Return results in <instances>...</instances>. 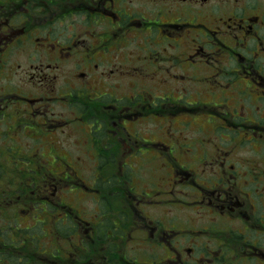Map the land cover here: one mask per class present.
I'll return each mask as SVG.
<instances>
[{
    "label": "flooded vegetation",
    "instance_id": "flooded-vegetation-1",
    "mask_svg": "<svg viewBox=\"0 0 264 264\" xmlns=\"http://www.w3.org/2000/svg\"><path fill=\"white\" fill-rule=\"evenodd\" d=\"M182 35L186 50L192 48L181 58L186 63L182 69L211 62L200 76L193 74L199 83L213 76L210 101L200 94L191 100L188 90L156 94L144 89L142 79L134 95L112 104L97 101L110 94L108 86L99 85V79H106L99 70L104 60L139 54L138 49L153 55L167 45L179 46ZM27 46L33 49L27 52ZM23 50L29 61L77 64L73 76L81 85L67 79L65 89L55 84L58 94L47 96L64 101L72 117L67 111L49 116V104H39L38 97L10 83L0 86V122L15 130L11 148L17 157L22 152L38 164L31 169L33 196L26 194L27 187L8 190L0 183L1 213L12 205L35 210L43 204L52 228L38 240L1 232L0 264H28L29 241L36 263L264 264V0H0L2 75ZM157 58L138 59L156 65ZM145 72L150 81L156 79V70ZM205 114L215 121L212 136L208 129L209 135L188 140L167 130L164 135L160 128L184 122L190 128L195 115ZM50 121L55 122L52 128ZM72 123L85 132L76 143L82 151L75 156L71 150H54L56 166L47 167L48 157L41 147L31 148L32 141L21 145L26 136L39 140ZM202 127L197 129L204 133ZM98 137L112 144L113 161L101 160L110 146H99ZM177 148L187 154L179 156ZM117 150H122L118 158ZM141 152L152 157L144 156L150 159L145 161ZM88 158L93 173L86 176V166L75 163ZM3 168L0 163L2 178ZM143 171L151 175L149 182L140 178ZM64 188H81L87 199L93 195L103 203L98 208L102 215L98 209L87 213L85 205L80 215L65 201ZM13 191L17 196L11 199ZM58 210L67 221L75 220L71 231L57 227ZM137 243L138 249L129 248Z\"/></svg>",
    "mask_w": 264,
    "mask_h": 264
},
{
    "label": "rangeland",
    "instance_id": "rangeland-1",
    "mask_svg": "<svg viewBox=\"0 0 264 264\" xmlns=\"http://www.w3.org/2000/svg\"><path fill=\"white\" fill-rule=\"evenodd\" d=\"M174 37L175 35L173 36V38ZM184 38L185 36L182 35L181 44L179 46H174L172 48L167 45L165 46V48H163L162 51L153 52L154 53L153 55L150 53L144 54L142 53L143 50L141 51L140 49H138L139 54L135 53L133 55H129V57L128 56L108 57L107 60H104L99 65L100 66L99 70H104L106 74V79L104 80L99 79V82H100L99 85L102 87V89L103 87L108 86L110 94L107 93L106 95H101L97 99V101L112 104V102L116 101V98L125 99L124 95H134L136 93L138 86H140L139 79H142L143 81L146 82L144 83L145 90L148 89L151 92L156 93V94L164 95L165 93H169V91H173V89H175V91L179 93L182 90H188L186 94H188V92H191V94L193 95L191 97V100L197 99L198 95L200 94L204 97L206 101H210L208 97L211 94V91L213 90L212 86L216 83L213 76L210 77L211 80L213 81L204 80L199 83L193 74L200 76L198 75V73L200 74L203 68L207 67V64L211 62L199 64L196 67H192L190 70H187V68L182 69L181 67L185 65L186 63L183 60H181V58L187 56L192 51V48L186 50V48L184 47V44H183ZM132 42H134L133 38H132ZM32 49H33L32 46H27V52L31 51ZM121 50H123V52L124 50H127L130 52L129 49L124 48V47ZM26 54L27 53L24 52V50L21 51L19 54H17L18 57L16 56L17 57L16 59L11 60L12 61L11 64L9 65L7 64L6 66V69L8 71L6 73L7 75L6 74L2 75L0 73V86H5L6 83L7 85L10 83L13 86H15L17 90L25 91L27 94H30L33 97H38L37 101L41 102L39 104L45 103L44 107H47V105L49 104V107L51 108V110L48 111L50 112L49 116L52 115V112L54 113L56 112V114L58 115V113L64 112V111H67L68 115H70L71 117L74 116L75 114L70 113L71 109L66 108L64 101H60V103L58 102L59 103L58 104L56 102L57 99H55V97H53L52 99H48L47 96H53V95L58 94V89L55 87V84L65 89L64 84L67 81V79H70L71 85L77 84L78 86H80L81 83L77 81L75 82L74 76H73L76 73V71L79 69V66L77 64H74L73 62H64V64H62V62H56V60L49 61V60L44 59L40 61H29V58L26 57L27 56ZM143 55H149L152 60L153 59L155 60V62H156V58L158 57L157 64L155 65L154 63H150V62L143 64V61H140L138 59L140 57H143ZM19 57H21L20 63H18ZM122 59L124 60L122 61ZM148 59L149 61H151L149 57ZM210 66L214 67V65L212 64ZM168 68L169 70L167 71ZM150 69L151 71L153 70L157 71L156 79L154 81H150L148 78H146V77H150L151 74H147L145 71H148ZM204 72L208 74L209 71L204 69ZM174 74L179 75L178 76L179 78L173 77ZM180 74L182 75L185 74L186 76H180ZM187 76H191L192 79ZM221 81H223L224 83L226 82L224 79H221ZM217 90L220 93L222 91L220 90V88ZM171 94L175 95V93H171ZM222 94L224 95L226 93L222 92ZM43 95H46V96H43ZM221 98L222 96L219 99ZM118 102H121V101H118ZM164 103L165 102H163V104ZM205 104L206 103L200 104V107L203 108ZM17 110L18 108L14 109V111H17ZM205 110L206 109H202V111H205ZM73 111L75 113L80 112V111H75L74 107H73ZM209 112L213 113L212 110ZM205 113H207V111H205ZM54 116L56 115L53 114V117ZM187 116L192 118L193 115L190 114ZM201 116L202 115L194 116L193 122L190 128L183 127L185 122L182 123V126H178V127H176L175 124H171L172 125L171 127L166 128L164 126H161L160 128L164 135H166V130H167V132L170 131V132L177 133L181 137L186 135L188 137L187 138L188 140H194L195 138H200L201 136L209 135L208 134L209 132H207L208 129L210 133H212L213 131V123H215V121L212 120L211 122L209 120V117H207V114L203 115L202 117ZM184 117H186V114H183L182 118ZM161 122L162 121H160V124ZM169 122L170 120L168 121V123ZM50 123H51V128H52L55 122L50 121ZM197 126H203L202 128H204V133L202 130H198ZM104 127L105 126H103V128ZM192 128L194 130H191ZM27 130L28 128L26 129V131ZM80 130H81V126L79 123L78 124L72 123L68 128H66L65 131H61L59 134H55V135L52 133L50 134L47 133V135H45L43 138L39 140H35V139L31 140L28 136H26V138L22 140L21 145L27 143L28 141H30L31 143L32 141L31 148L33 147V149H35L38 147L39 149L41 147L40 151L43 152V157H48L47 167H52V165L56 166L55 159L53 158L54 150L55 152L61 151V153L63 154H66L69 150H71L73 151V155L75 156H76L75 153H79V151H82L76 145L79 138L82 140V138L86 137L84 136L85 132H81ZM140 131H142L141 133L144 132L142 128ZM210 135L212 136L214 134L212 133ZM10 136H15V130H13V128L11 127H7L5 124H2V122H0V141L10 140L9 139L11 138ZM98 139L99 140L97 142L99 146L104 147L106 146V144L107 146H110V149L109 148L103 149L104 150V152H102L103 154L100 153L101 160L104 162L113 161L114 159H112V157H114V155L111 154L112 144L107 142V137L105 138L102 137V139L98 137ZM230 143L232 144V142L231 141L228 142L229 146L231 145ZM183 146H184V149L188 147V145H183ZM0 148L2 149V151L0 149V161L5 162L4 168L7 167L11 169L10 172L6 171L5 169L1 171L2 172L1 175H5V177L3 178L0 177V183L4 184V186L8 188V190H10L12 188L11 182H14L16 186H23L22 188L27 187L26 192L32 195L31 191L34 189V182L31 179L33 178V176L27 171H22V172L18 171L19 167L32 168L29 165V160L28 159L21 160V162L18 163L15 160L16 154H13L12 149L7 148V145H3L1 144V142H0ZM172 150H173V147L170 149V152H172ZM176 150L182 153L181 149L177 148ZM162 152L166 155L167 148H162ZM141 153H142L141 155L143 156V160L145 161H149L150 159L148 160L144 158V156L148 158L149 156L150 158L152 157L151 155H149V153H145V152H141ZM247 153L254 154L253 152H248V151ZM121 154H122V150H117L115 152V156L117 158L119 156H122ZM185 154L187 153L184 152L180 154L179 156L184 157ZM235 156L236 155L232 154V157H235ZM73 163L74 162L72 161V164ZM88 163H89V158L86 160L80 161L79 163H75L77 165L80 164V165L86 166V169H84L86 176L93 173V170L89 168ZM87 168H89L90 170H88ZM139 176L143 181L149 182L148 179H150L151 175H149L147 171H143L140 173ZM98 183L101 184V182H98ZM108 190H110V188H108ZM83 191L84 190L81 188L80 190H77V191L72 190V188H69V189L64 188L62 193L64 195L66 202L68 203L70 202L72 205L79 208L77 210L79 211L80 215H82L81 209L83 205L87 206L86 208L87 213H90V214L96 213V209L98 208L100 209V206H102L103 203H100V201H96V198L93 195H91L92 196L91 198L87 199V197H85V192ZM12 193L14 195L12 198L13 199L16 198L17 196L16 192L13 191ZM99 209L97 212L101 216L102 214L99 211ZM29 210L30 209L25 210V208L22 209V207H20L19 210L17 211L16 209L12 208V210H7V211L4 210L5 212L1 213V207H0V234L1 232L3 234L8 233L9 234L8 237L20 236V235L22 236V234L16 235L21 232L20 226L29 225L34 221V217H32L33 214L28 213ZM15 211L17 213H14ZM47 213H43L42 211V214L37 216V218L44 217ZM87 213L85 214L87 215ZM59 215L61 214L58 213L56 216L58 217ZM184 215H185L184 218H186V216L189 215V211L186 210V212H184ZM94 217H92V219L96 218ZM67 219L60 221L57 227L58 228L62 227L63 226L62 223H64V227L62 228H64V230L69 228V230L71 231L70 227H72L75 224V220L73 219V217H71L70 221H67ZM66 221L67 223L71 222L72 224H70V226L68 227V225L66 224ZM47 225L48 226L45 227L47 233H52V228L50 227L51 224L50 225L47 224ZM2 227H3V230H2ZM136 246H138V243L135 246L134 244H129V248L131 249H138Z\"/></svg>",
    "mask_w": 264,
    "mask_h": 264
},
{
    "label": "trees",
    "instance_id": "trees-1",
    "mask_svg": "<svg viewBox=\"0 0 264 264\" xmlns=\"http://www.w3.org/2000/svg\"><path fill=\"white\" fill-rule=\"evenodd\" d=\"M22 194L25 195L24 191L22 192ZM26 194H28V193L26 192ZM28 195H30V194H28ZM24 201L25 202H29V199L25 198ZM47 212H48V209H47ZM47 212H45V213H47ZM36 228H35V225L22 227L23 231H25V235H33L35 240H38V237L42 238V236L45 234V232H44L45 230L43 229V233H44L43 235H39V234H42V232L40 230H36ZM31 244H33V243L29 241V251H28L29 252V261H28V264H48L47 260L38 261L37 263L35 262L36 261V257L33 254L34 253L32 251L33 248L30 249V245ZM44 251H47V250L44 249ZM45 255L53 257V253L52 252H47Z\"/></svg>",
    "mask_w": 264,
    "mask_h": 264
}]
</instances>
